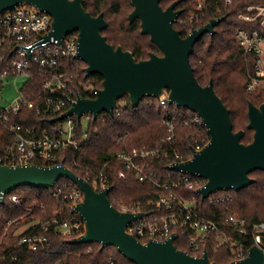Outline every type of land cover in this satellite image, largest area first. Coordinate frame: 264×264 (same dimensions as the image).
Returning a JSON list of instances; mask_svg holds the SVG:
<instances>
[{
    "label": "water",
    "instance_id": "95a60500",
    "mask_svg": "<svg viewBox=\"0 0 264 264\" xmlns=\"http://www.w3.org/2000/svg\"><path fill=\"white\" fill-rule=\"evenodd\" d=\"M134 10L129 15L131 24L139 20L141 35L148 36L161 55L137 61L122 46L114 47L103 32L109 23L103 14L93 16L84 6V0H0V15L14 11L18 6L31 7L52 17V31L45 36L61 43L70 34L77 33L76 59L86 65L85 79L93 75L103 78L102 87L93 89V98L78 96L71 109L57 118L75 115L80 120L91 115H113L118 102L127 97L131 106L138 108L144 98H161L168 93L169 105L197 113L210 138L208 144L195 152L191 160L169 167L202 179L205 184L198 190L202 201L211 195L228 191L240 192L255 180L250 174L264 171V101L258 107L249 103L248 130L253 141L243 142L245 131L234 132L231 112L218 96L213 82L203 87L198 82L191 64L195 45L205 34L214 35L215 28L224 18L213 19L205 27L193 29L187 37L175 28L182 11L176 10L179 2L166 10L161 0H129ZM56 120V119H55ZM50 120L49 122H54ZM67 179L84 193L73 213L84 221L85 231L71 245L97 243L102 249H117L134 264H218L211 260L207 250L201 257H191L176 247L177 235L165 241L139 242L126 229L133 221L148 213H121L109 199L110 190L95 191L84 178L77 176L64 162L57 167L34 164L3 165L0 160V205L2 199L20 188L50 190L59 180ZM259 246L248 251L244 260L229 264H264V232L259 233Z\"/></svg>",
    "mask_w": 264,
    "mask_h": 264
},
{
    "label": "trees",
    "instance_id": "16d2710c",
    "mask_svg": "<svg viewBox=\"0 0 264 264\" xmlns=\"http://www.w3.org/2000/svg\"><path fill=\"white\" fill-rule=\"evenodd\" d=\"M85 8L93 15H104L109 23L107 30L103 32L108 42L114 47L122 46L124 50L130 51L137 61L150 58V54L161 55L159 48L151 43L148 36L141 35L139 20L131 24L128 20L134 8L129 0H84ZM217 6L215 0H209V6L205 10L202 19L191 21L189 13L194 10L193 0H180L177 6L182 14L175 28L181 32L182 37H187L193 29L205 27L213 19L224 18L222 23L215 28L214 35L205 34L198 41L194 48V55L191 57V64L195 76L201 86L205 87L213 82V87L231 112L234 132L244 130L243 142L249 144L253 141V133L248 130V108L249 103L259 106L264 101V93L250 95L246 91V84L253 75V58L247 55L237 45L236 32L244 24L237 19L239 12L243 11L249 4H264V0H231L226 5L225 0H219ZM171 0H161L160 4L164 10L172 5ZM219 9L221 11H219ZM122 17V19L117 20ZM3 29H0V34ZM77 34V33H75ZM1 55V53H0ZM86 65L79 60H71L66 64V72L73 76L71 87L75 91L74 96H82L85 99L93 98V89L102 87L103 78L100 75H93L85 79L84 69ZM1 76V71H0ZM1 78V77H0ZM46 78L38 75L36 71L31 74L28 83L24 85L23 91L35 100L39 94L42 84ZM125 108L118 106L113 115L100 116L96 120L91 118L87 130H84L81 120L75 119L76 139L80 143L78 149H70L61 154V159L68 169L77 176L90 179L94 173L99 172L103 165L109 162L106 173L109 175L111 190L109 199L111 201L128 203H149L155 202L165 194L160 187L151 183H140L136 174L128 171L124 165L115 160L113 156L124 151H131L143 146L155 145L158 139L165 134V125L162 123L166 115L174 114L177 111L176 105L160 107L161 98H144L140 101L139 107L134 108L127 97ZM119 101V102H120ZM187 111V110H186ZM13 120L25 127H47V120L40 114L33 111H23L20 116ZM180 135H188L193 139L198 138L206 144L210 138L205 129L181 128ZM84 135L86 138L83 139ZM9 136L0 127V150L5 146ZM189 144V148H190ZM167 161L154 163V169L160 173V177L168 175L166 169ZM124 172L125 178L119 173ZM255 182L240 192H220L215 196L226 198L232 197L230 203H215L202 201L198 198V212L205 220H213L220 223V230L233 239L244 245L247 253L255 245L252 234V225L264 222V171H256L250 174ZM198 180L203 184L202 179ZM91 180V179H90ZM59 186H74L67 180L61 179L57 182ZM193 192L183 191L184 196L191 198ZM17 195L21 200L22 208L11 202V196ZM61 197H57L55 189L36 190L32 188H20L10 193L4 203L0 205V264H134L118 253L117 249L110 246L102 249L97 243L71 245L68 239L61 236L57 230L50 226L48 237L50 246L37 252L29 251L27 247L18 244L20 236L15 233L16 225L10 226L8 233L4 235V228L10 220L20 218L25 208H32L34 204L45 206V213L42 214L40 223H45L58 209L61 204ZM229 207V209H227ZM153 208L148 207L152 212ZM34 213H40L39 208H34ZM33 213V214H34ZM235 214L247 222L244 233H238L229 226H223L228 214ZM71 216L70 212H67ZM153 215V213H152ZM40 225L30 227L25 233H40ZM24 233V234H25ZM177 249L188 251L189 233L183 234L177 230ZM206 250L211 260L218 264H229L234 261L231 250L228 247H221L216 251L219 239L216 233H212Z\"/></svg>",
    "mask_w": 264,
    "mask_h": 264
},
{
    "label": "built area",
    "instance_id": "2783aa9c",
    "mask_svg": "<svg viewBox=\"0 0 264 264\" xmlns=\"http://www.w3.org/2000/svg\"><path fill=\"white\" fill-rule=\"evenodd\" d=\"M171 1L175 3L180 0ZM208 2L209 0H193L194 10L189 13L188 19L195 21L204 18L205 10L209 6ZM225 2L226 5L232 3L231 0ZM215 3L220 6L219 0H215ZM176 10L180 9L176 8ZM237 19L244 24L236 32L237 45L253 58L254 72L246 84V91L250 95L258 96L264 93V4L247 5L238 13ZM177 21L183 22L179 18ZM0 29H3L0 34V77L30 79L31 74L36 71L38 75L46 78L35 100L23 91V85L17 90L19 97L16 101L9 107L0 109V127L9 135L5 140L7 143L0 150V160L3 165L34 164L57 167L63 163L61 154L73 148L78 149L80 144L76 139L77 117L73 115L57 120L71 109L72 102L78 97L74 96L75 91L71 87L73 76L68 75L65 70L68 62L77 60L75 57L78 47L77 34H70L62 43L54 37L47 40L45 36L52 31V17L34 8L23 6L0 15ZM166 105H169L167 92L161 97L159 106L166 107ZM176 109L174 114L163 118L165 134L155 145L135 148L113 156L128 171L136 174L140 183H151L164 190L165 194L157 201L149 203H125L117 200L110 202L121 213H148L142 219L130 223L126 229L139 242L165 241L173 234L177 235V230H180L185 235L190 234L186 253L191 257H201L211 234L216 233L219 239L216 251L221 247H228L234 261L244 260L248 254L244 245L222 232L220 223L205 220L198 212V198H201L198 190L205 182L199 184L198 180L194 179L197 177L169 169L172 165L191 160L193 154L201 151L209 142L204 144L196 138L189 143L191 139L187 134L181 136L179 133L181 128L205 129V127L197 113L177 106ZM25 110L42 115L47 120L48 126L41 129L25 127L15 122L13 118L20 116ZM117 110L118 108L114 112ZM85 116L92 118L91 115ZM50 120L55 121L50 123ZM85 138L86 135L83 139ZM2 141L0 139V143ZM189 144H191L190 148ZM163 160L168 162L166 166L168 175L165 178L160 177V173L154 169V163ZM108 164L109 162L105 163L99 172L94 173L91 180L86 179L97 192L111 188L109 175L106 173ZM124 174V172L119 173L121 178H125ZM52 189H55L57 197L62 198L61 204L45 223L30 225V227L40 225L41 232L17 234L20 236L18 244L27 247L29 251L37 252L51 245L48 237L50 226L68 240L84 234V221L72 210L76 204L83 201L84 193L76 184L64 187L56 184ZM183 191H194V193L191 198H187ZM216 194L205 201L226 204L232 201L231 196L224 198L215 196ZM6 198L2 199L3 203ZM11 202L22 208L21 200L17 195L11 196ZM35 207L45 209L44 205L39 207L36 204L32 208L23 209L24 213L20 218L8 221L4 235L8 233L10 226L25 224L28 217L34 213ZM148 207L153 208L152 212L147 210ZM67 212H70L71 216H68ZM246 224L247 222L239 216L230 213L225 218L223 226H229L242 234ZM262 232H264V222L252 225V234L257 246L260 244L258 235Z\"/></svg>",
    "mask_w": 264,
    "mask_h": 264
},
{
    "label": "rangeland",
    "instance_id": "374dc122",
    "mask_svg": "<svg viewBox=\"0 0 264 264\" xmlns=\"http://www.w3.org/2000/svg\"><path fill=\"white\" fill-rule=\"evenodd\" d=\"M122 19V17L118 18L117 20ZM29 78L27 77H20L16 78L13 76L9 77H3L0 78V109H4L6 107H9V105L13 104L16 99L19 97V93H17L18 89H21L23 85H25L28 82ZM127 105V101L123 100L118 102V106L122 109L125 108ZM91 122V117L84 116L81 119V124L83 125L84 130H87L89 127V124ZM40 213H34L30 215L27 219V222L25 224H17L16 225V234H22L27 229H29L30 225L33 223H38L41 221L42 214L45 213V209H39ZM1 241V240H0Z\"/></svg>",
    "mask_w": 264,
    "mask_h": 264
}]
</instances>
